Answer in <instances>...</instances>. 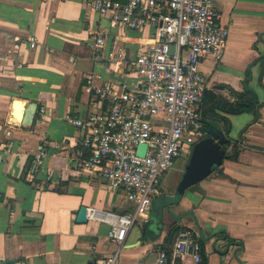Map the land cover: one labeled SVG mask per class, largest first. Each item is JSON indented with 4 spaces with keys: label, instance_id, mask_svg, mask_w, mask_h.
Listing matches in <instances>:
<instances>
[{
    "label": "crops",
    "instance_id": "crops-1",
    "mask_svg": "<svg viewBox=\"0 0 264 264\" xmlns=\"http://www.w3.org/2000/svg\"><path fill=\"white\" fill-rule=\"evenodd\" d=\"M94 1L0 0V264H101L118 245L109 225L79 222L81 208L136 211L124 189L82 166L84 133L66 118L94 112L96 89L107 83L133 92L143 87L125 65L96 59V34H105L106 52L125 49L128 58L154 44L155 35L120 29L93 9ZM213 1L230 36L222 59L201 61L208 83L201 111L218 125L219 118L228 120L238 157H226L178 202L167 203L187 164L180 160L175 177L152 198L148 220L138 218L131 228L121 264L155 261L160 249L173 248L177 228L196 233L204 264H264V0ZM30 36L37 38L35 48ZM247 86L262 105L257 111L231 115L214 108L213 95L228 99V92ZM31 102L39 110L27 128ZM41 149L48 156L36 167ZM184 264L193 263L187 258Z\"/></svg>",
    "mask_w": 264,
    "mask_h": 264
},
{
    "label": "built area",
    "instance_id": "built-area-1",
    "mask_svg": "<svg viewBox=\"0 0 264 264\" xmlns=\"http://www.w3.org/2000/svg\"><path fill=\"white\" fill-rule=\"evenodd\" d=\"M93 9L120 29H152L155 35L154 44L142 45L134 58H128L125 49L106 52L105 34H96V59L125 65L142 78L143 87L133 92L127 84L107 83L96 89L94 112L66 118L84 133L78 152L87 154L82 166L124 189L136 204L134 214L88 208V220L109 225V237L118 245L101 264H121L131 228L138 218L148 220L152 198L160 194V177L180 160L188 162L194 146L207 136L201 105L208 83L200 64L208 56L222 59L230 30L220 24L213 0H95ZM28 40L32 48L37 46L35 36ZM171 45L176 46L173 55ZM227 96L236 101L231 92ZM140 145H147L144 156L139 155ZM47 156L45 149L39 150L36 167L43 166ZM187 258L204 264L203 245L189 228L180 232L171 250L162 248L155 261L138 264H184Z\"/></svg>",
    "mask_w": 264,
    "mask_h": 264
},
{
    "label": "water",
    "instance_id": "water-1",
    "mask_svg": "<svg viewBox=\"0 0 264 264\" xmlns=\"http://www.w3.org/2000/svg\"><path fill=\"white\" fill-rule=\"evenodd\" d=\"M176 46L171 45L169 52L174 54ZM20 103V101H16ZM39 110V105L31 102L28 111L25 114L23 125L27 128L32 127L36 120ZM222 129L219 130L210 127L205 138L200 140L193 149L191 157L189 158L181 179L176 188V197L182 198L188 188L201 183L209 177L215 170L222 166L227 156V137L221 134ZM147 145H140L139 155L144 156ZM79 222H88V208L83 207L79 213ZM231 247L225 252L228 254Z\"/></svg>",
    "mask_w": 264,
    "mask_h": 264
},
{
    "label": "trees",
    "instance_id": "trees-1",
    "mask_svg": "<svg viewBox=\"0 0 264 264\" xmlns=\"http://www.w3.org/2000/svg\"><path fill=\"white\" fill-rule=\"evenodd\" d=\"M234 96H236V101H230L227 98H224L222 96L218 95H213V104L214 108H218L224 113L227 114H241L244 112H254L257 111L262 105L257 101L256 94L247 86L245 91L243 93H233ZM205 118V117H204ZM222 120V126L218 125L214 121H208L205 118V131L208 134V130L210 127L216 128V129H222L220 132L222 135H225L227 137V146H230L232 141L229 139L228 134H229V124L227 123L226 118H219ZM239 154V147H238V142L235 141V145L233 147V150L228 153L226 156L227 158L230 159H237ZM182 228H177L176 233H178V236L180 232L182 231ZM163 249H168L169 248H163Z\"/></svg>",
    "mask_w": 264,
    "mask_h": 264
},
{
    "label": "rangeland",
    "instance_id": "rangeland-1",
    "mask_svg": "<svg viewBox=\"0 0 264 264\" xmlns=\"http://www.w3.org/2000/svg\"><path fill=\"white\" fill-rule=\"evenodd\" d=\"M176 172L175 170H171L170 172H168L167 174L163 175L162 177H160V183H161V187H164L165 185H167L170 181V179H172L173 177H175ZM181 198H177L176 195H174L173 197L167 196L166 197V202L167 203H171V202H178ZM157 205L159 204L158 200L156 201Z\"/></svg>",
    "mask_w": 264,
    "mask_h": 264
},
{
    "label": "bare ground",
    "instance_id": "bare-ground-1",
    "mask_svg": "<svg viewBox=\"0 0 264 264\" xmlns=\"http://www.w3.org/2000/svg\"><path fill=\"white\" fill-rule=\"evenodd\" d=\"M20 103H17V107H19Z\"/></svg>",
    "mask_w": 264,
    "mask_h": 264
}]
</instances>
